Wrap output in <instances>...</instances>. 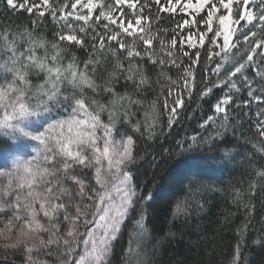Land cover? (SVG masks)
I'll return each instance as SVG.
<instances>
[{
	"label": "snow or ice",
	"instance_id": "1",
	"mask_svg": "<svg viewBox=\"0 0 264 264\" xmlns=\"http://www.w3.org/2000/svg\"><path fill=\"white\" fill-rule=\"evenodd\" d=\"M4 3L29 20H0V249L19 253L0 264H158L173 222L204 208L209 186L186 171L194 154L254 175L229 185L243 220L226 264H246L252 197L264 192V108L242 117L264 104V0ZM197 113L192 134L175 138ZM173 159L187 183L162 230L149 225V184ZM138 162L151 169L144 180Z\"/></svg>",
	"mask_w": 264,
	"mask_h": 264
},
{
	"label": "trees",
	"instance_id": "2",
	"mask_svg": "<svg viewBox=\"0 0 264 264\" xmlns=\"http://www.w3.org/2000/svg\"><path fill=\"white\" fill-rule=\"evenodd\" d=\"M5 17L7 18L5 20ZM0 20L5 22L14 21L17 24L28 23L29 17L27 13H14L5 7L4 0H0ZM162 27L168 26L162 24ZM155 93H150L148 99H152ZM196 107L191 105L189 112ZM204 107H207L205 103ZM264 108V104L253 103L251 109L245 108L244 112L249 113L250 117H242V119L255 122L256 112ZM197 119L183 121L182 127L174 129L175 138L183 135H191L198 123ZM245 128L248 129V136L253 141H258V133L254 131V127H250L249 123H245ZM187 129V132L185 131ZM171 139V138H170ZM167 146V145H166ZM138 155H142L146 151L144 143H138L136 149ZM244 151V149H241ZM248 152H253L251 144L247 147ZM211 155V153H209ZM196 158L191 161V169L186 171L200 172L201 180L205 185L209 186V190L205 192L202 199L204 208L192 211L186 219L181 216L173 222L172 231L176 233L175 238H172L162 249L158 264H226L227 258L231 255L233 245L235 243L234 230L243 220V213L237 212L235 206L231 203L232 196L229 185L239 187L240 181H244V187L247 188L248 183L254 178V175L249 174L244 167L237 164L236 167L220 165L214 161L205 163L199 158V154H194ZM259 158V157H257ZM139 166L135 171L139 174V178L144 180L151 174V169L148 168L146 162H138ZM158 183L155 187L149 184L153 189L154 199L147 205L149 225H155L162 230L167 229V221L171 218L172 209L175 201L179 199L183 193L182 185L187 183L185 179V171H180L176 168L175 159L161 164L157 170ZM258 185H264V180L256 178ZM215 188H223V191L217 192ZM256 204V218L253 225L256 231H253L249 237V245L245 252L246 264H264V243L253 246L251 241L260 240L264 232L259 231L261 225L259 223L261 216H264V205L261 200L264 199V192L257 188V194L252 197ZM227 213H236V218L229 226L221 227L224 224V217ZM6 217H0V226ZM163 231H161V235ZM207 236L209 240L214 241L209 243L207 248L205 245H196V241ZM7 256L9 259L19 257V253L13 254L10 251L0 249V257ZM16 264H20L19 259H16Z\"/></svg>",
	"mask_w": 264,
	"mask_h": 264
}]
</instances>
